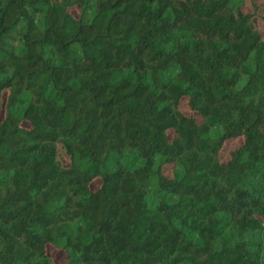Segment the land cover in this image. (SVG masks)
<instances>
[{"label":"trees","instance_id":"16d2710c","mask_svg":"<svg viewBox=\"0 0 264 264\" xmlns=\"http://www.w3.org/2000/svg\"><path fill=\"white\" fill-rule=\"evenodd\" d=\"M0 264H264V0H0Z\"/></svg>","mask_w":264,"mask_h":264},{"label":"rangeland","instance_id":"374dc122","mask_svg":"<svg viewBox=\"0 0 264 264\" xmlns=\"http://www.w3.org/2000/svg\"><path fill=\"white\" fill-rule=\"evenodd\" d=\"M64 158H65V161H67V159H66V157H65V156H64ZM53 255H55V256L57 257L56 253H54Z\"/></svg>","mask_w":264,"mask_h":264}]
</instances>
